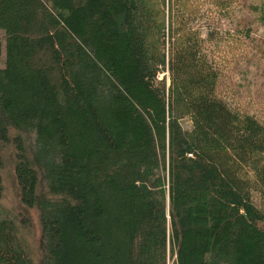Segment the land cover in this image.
<instances>
[{
	"label": "trees",
	"instance_id": "1",
	"mask_svg": "<svg viewBox=\"0 0 264 264\" xmlns=\"http://www.w3.org/2000/svg\"><path fill=\"white\" fill-rule=\"evenodd\" d=\"M203 4L0 0V147L37 224L0 205V264H264V122Z\"/></svg>",
	"mask_w": 264,
	"mask_h": 264
},
{
	"label": "rangeland",
	"instance_id": "2",
	"mask_svg": "<svg viewBox=\"0 0 264 264\" xmlns=\"http://www.w3.org/2000/svg\"><path fill=\"white\" fill-rule=\"evenodd\" d=\"M204 4L194 20L188 26L196 29L200 37L210 41L206 43L211 50L218 46L228 65L224 70V83L237 92L238 104L251 115L264 122V0H235L225 10H218L210 0H199ZM249 28L248 39L241 38L247 47H241L234 58L226 51L227 34ZM215 57L221 58L220 53ZM4 59V33L0 30V68ZM228 100H230L228 98ZM237 104V103H236ZM183 129H190L187 119L180 121ZM11 152L0 147V205L10 211L19 221L28 219L23 227L30 230V235L37 234V224L33 212L26 211L19 203V193L10 164ZM22 221V220H21Z\"/></svg>",
	"mask_w": 264,
	"mask_h": 264
},
{
	"label": "built area",
	"instance_id": "3",
	"mask_svg": "<svg viewBox=\"0 0 264 264\" xmlns=\"http://www.w3.org/2000/svg\"><path fill=\"white\" fill-rule=\"evenodd\" d=\"M158 79H161V75H159Z\"/></svg>",
	"mask_w": 264,
	"mask_h": 264
}]
</instances>
